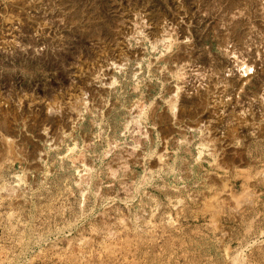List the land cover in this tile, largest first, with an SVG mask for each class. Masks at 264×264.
Wrapping results in <instances>:
<instances>
[{"label": "rangeland", "instance_id": "rangeland-1", "mask_svg": "<svg viewBox=\"0 0 264 264\" xmlns=\"http://www.w3.org/2000/svg\"><path fill=\"white\" fill-rule=\"evenodd\" d=\"M0 264H264V0H0Z\"/></svg>", "mask_w": 264, "mask_h": 264}, {"label": "bare ground", "instance_id": "bare-ground-1", "mask_svg": "<svg viewBox=\"0 0 264 264\" xmlns=\"http://www.w3.org/2000/svg\"><path fill=\"white\" fill-rule=\"evenodd\" d=\"M127 21V20H126ZM131 22H132V19L130 20L129 19V22H128V25H127V31H129V32H132L133 31V26H134V24H131ZM153 26H149V27H147V29H146V31L149 33V34H157V35H162L163 37H164V35H165V28L163 29L162 27H161V25L159 24V23H155V24H152ZM126 33V32H125ZM128 38H123V39H121V41H119V45H120V48H121V50H123V49H126V50H128V51H131V50H129V42H128V40H127ZM167 39H165V37L163 38V41L165 42ZM168 41V40H167ZM134 52H136V51H134ZM183 57V56H182ZM99 60V62L97 63L98 65H96V66H98V67H95L96 68V72H97V74H95L94 75V77H93V80H91V86H93V87H102L103 85H102V83H103V81L105 80V78H104V76L105 75H108L110 72H112L113 70H114V66L115 67H118L119 66V64H116L115 63V61H113V62H111V61H106V60H102V59H98ZM99 68V70H97ZM240 72L242 73H246V68H244V69H241L240 70ZM242 73V74H243ZM225 86V85H224ZM220 89V88H219ZM181 90V89H180ZM218 101V100H217ZM216 101V102H217ZM176 103V102H175ZM218 104V103H217ZM169 109H176V105L174 104V103H171L170 105H169ZM178 109V108H177ZM218 109V108H217ZM182 111V110H181ZM216 111V110H215ZM214 111V112H215ZM175 113V112H174ZM216 113V112H215ZM212 114V113H211ZM214 114V113H213ZM220 114V113H219ZM176 115H177V113H176ZM212 116V115H211ZM175 117V116H174ZM217 117V116H216ZM210 123V125H209V127H210V129H211V133L212 134H217L218 133V130H217V125H216V123H217V119L216 120H212V121H210L209 122ZM242 124V123H241Z\"/></svg>", "mask_w": 264, "mask_h": 264}]
</instances>
